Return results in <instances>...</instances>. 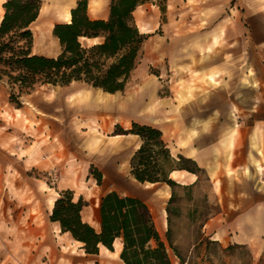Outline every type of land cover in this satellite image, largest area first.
Masks as SVG:
<instances>
[{
    "label": "rangeland",
    "instance_id": "1",
    "mask_svg": "<svg viewBox=\"0 0 264 264\" xmlns=\"http://www.w3.org/2000/svg\"><path fill=\"white\" fill-rule=\"evenodd\" d=\"M77 1L44 0L46 13L32 25L34 53L57 56L62 51L50 28L65 22L64 10ZM110 1L88 0L89 15L107 18ZM2 2L0 20L4 13ZM134 18L147 40L125 90L118 94L121 99H130L139 91L148 102V94L152 92L157 102L166 98L172 107L181 109L197 96L207 97L228 87L231 136L240 138L243 129L255 125L247 134L249 145L255 148L260 142L264 146V128L259 127L264 124V0H151L136 9ZM229 45L231 73L219 67L204 71L198 66L223 52L227 58ZM44 85L36 86L38 96L45 101L55 98L59 88ZM31 99L27 93L18 97L22 106L33 109ZM13 108L18 107L11 101V89L0 81V264H93V261L123 264L119 241L114 251L101 246L99 254L88 255L82 243L74 241L69 233L61 231L58 223L51 221L55 200L61 194L58 162L52 157H42L40 163L30 168L21 155L11 154L14 142L6 139L5 122L14 120L9 111ZM239 121L244 124L233 129ZM113 122L103 118L90 126L100 138L92 154L100 158L98 166L91 164L95 170L90 168V174L76 184L75 198L81 195L86 202L82 217L98 229L100 199L109 190H116L147 202L165 239L169 228L166 207L172 189L167 184L140 183L132 176L131 146L117 148L111 144L113 148L109 146L108 153L102 152L109 145L108 127ZM27 125L33 123L27 120ZM212 168L209 171L202 168L199 180L192 186L176 188L170 225L174 246L186 264H264V196L250 190L255 177L248 172L251 179L240 186L251 194L239 195L231 191L238 173H229L219 163ZM98 171L102 173L101 184L97 181ZM171 176L180 183L186 181L184 173L173 172ZM239 199L243 204H239ZM241 215L245 219L221 235L229 221H237ZM169 251L174 257L173 251Z\"/></svg>",
    "mask_w": 264,
    "mask_h": 264
},
{
    "label": "trees",
    "instance_id": "2",
    "mask_svg": "<svg viewBox=\"0 0 264 264\" xmlns=\"http://www.w3.org/2000/svg\"><path fill=\"white\" fill-rule=\"evenodd\" d=\"M150 1L111 0L107 18H92L88 0H78L71 9V21L53 27L62 51L57 56H47L33 52L32 25L39 17L43 1L6 0L0 20V81L9 85L11 101L22 107L18 97L39 84L67 86L79 82L107 93L124 91L147 40L136 24L134 12ZM115 134H135L142 141L130 160L131 174L137 181L167 184L172 189L166 207L169 224L166 238L161 235L147 202L116 190L100 199L98 229L83 219L86 202L82 196L76 199L72 190H64L57 197L51 221L82 243L89 255L99 254L101 246L114 251L115 242L120 241L119 257L124 264H186L172 241L171 205L177 198L176 188L193 184L183 185L171 174L187 170L196 174L198 181L203 169L191 158L175 156L158 127L132 122L130 129L117 125ZM97 181L102 182L99 172Z\"/></svg>",
    "mask_w": 264,
    "mask_h": 264
},
{
    "label": "crops",
    "instance_id": "3",
    "mask_svg": "<svg viewBox=\"0 0 264 264\" xmlns=\"http://www.w3.org/2000/svg\"><path fill=\"white\" fill-rule=\"evenodd\" d=\"M2 1L4 3L6 0ZM42 1L38 19L42 13H46L44 0ZM75 5L72 3L64 10L62 16L65 22L71 21V9ZM104 17L106 15L96 18ZM51 27L50 31L54 26ZM56 40L58 41L57 38ZM228 48L227 58L223 52L219 57L213 56L198 66L204 71L219 67L231 73V45ZM51 86L59 88L57 96L46 101L38 96V87L28 93L35 111L24 105L9 109L15 121L5 122V135L6 139L14 142L15 150L11 154L21 155L23 161L30 164V168L40 163L42 157L57 160V168L61 173L58 185L60 192L72 190L75 193L78 181L90 174V168L95 170L91 164L98 166L100 157L97 159L92 152L100 138L90 126L95 121L99 123L101 119L109 118L114 122L108 127L110 141H107L109 145L103 148V153H108L111 144H115L117 148L131 146L133 155L142 143L138 135L115 134L117 124L125 126V129L132 122L152 125L162 130L175 156L181 154L191 158L199 167L208 171L219 163L225 165L230 170L229 173L237 172L236 183L231 187L232 193L251 194L240 186L241 182L251 179L247 175L251 172L255 177V185L250 190H254L257 196H264V146L260 142L255 144V148L254 145L251 146L254 149L249 145L247 134L255 125L243 129L240 138L231 136V90L228 87L217 89L207 97L197 96L193 102L177 109L166 98L157 102L152 92H149V101L146 102L145 96L139 91L133 93L130 99H121L118 96L120 92L112 94L93 87L85 88L84 84L77 82L67 86ZM27 120L33 125L29 127ZM243 124V121L236 125L234 123L233 129ZM259 127L264 128V124ZM175 172L184 173L186 181L182 184H193L198 179L196 174L187 170ZM209 177L214 185V178L210 173ZM239 204H243L242 199H239ZM262 205L264 211V202ZM244 219L245 215H241L237 221H229L225 229L221 230V235L224 236L231 231V225ZM73 240L77 242L74 238ZM119 243L122 248L120 241Z\"/></svg>",
    "mask_w": 264,
    "mask_h": 264
},
{
    "label": "bare ground",
    "instance_id": "4",
    "mask_svg": "<svg viewBox=\"0 0 264 264\" xmlns=\"http://www.w3.org/2000/svg\"><path fill=\"white\" fill-rule=\"evenodd\" d=\"M106 248V247H105ZM106 250H108L107 248H106Z\"/></svg>",
    "mask_w": 264,
    "mask_h": 264
}]
</instances>
